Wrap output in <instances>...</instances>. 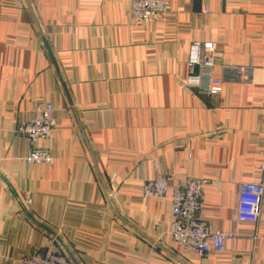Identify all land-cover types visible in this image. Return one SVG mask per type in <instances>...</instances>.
Returning <instances> with one entry per match:
<instances>
[{"label":"crops","instance_id":"0c3cea01","mask_svg":"<svg viewBox=\"0 0 264 264\" xmlns=\"http://www.w3.org/2000/svg\"><path fill=\"white\" fill-rule=\"evenodd\" d=\"M194 2L145 23L131 0H0V264L50 246L69 264H264V197L257 224L237 218L240 183L264 179V0ZM202 41L215 77L230 64L252 81L188 87ZM45 103L54 163L30 164L14 130ZM160 175L207 181L199 218L238 235L223 253L173 242L171 192L142 195Z\"/></svg>","mask_w":264,"mask_h":264},{"label":"built area","instance_id":"2783aa9c","mask_svg":"<svg viewBox=\"0 0 264 264\" xmlns=\"http://www.w3.org/2000/svg\"><path fill=\"white\" fill-rule=\"evenodd\" d=\"M168 0H131V16L136 22H151L169 13ZM217 46L213 41L194 42L190 46L187 61V86L199 92H215L225 81L250 83L253 69L230 64L222 66L225 78L215 77L217 67ZM52 104L45 103L39 113L28 121L19 122L14 130L28 143L24 162L36 165H52L54 156L40 147L42 140L48 139L56 125ZM264 143V138H263ZM264 157V148L260 152ZM264 174V163L261 165ZM207 181L203 178H191L185 184L170 187L167 176L160 175L148 180L142 187V195L149 198H165L171 192L172 220L168 235L183 252H189L197 258H204L214 251L223 253L226 244L238 235L233 230H213L199 218V212L205 197ZM264 197V179L241 182L238 187L237 218L241 222L257 224L259 222ZM27 203L30 199H25ZM16 264H69L68 257L53 246L34 250L19 257Z\"/></svg>","mask_w":264,"mask_h":264},{"label":"water","instance_id":"95a60500","mask_svg":"<svg viewBox=\"0 0 264 264\" xmlns=\"http://www.w3.org/2000/svg\"><path fill=\"white\" fill-rule=\"evenodd\" d=\"M202 1L203 0H195V9H196V11H201V7H202Z\"/></svg>","mask_w":264,"mask_h":264}]
</instances>
